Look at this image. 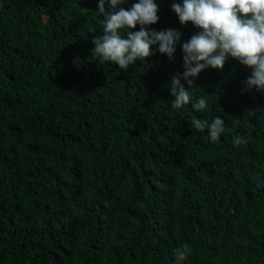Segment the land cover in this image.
Segmentation results:
<instances>
[{"label":"trees","instance_id":"obj_1","mask_svg":"<svg viewBox=\"0 0 264 264\" xmlns=\"http://www.w3.org/2000/svg\"><path fill=\"white\" fill-rule=\"evenodd\" d=\"M154 2L146 27L180 32L174 59L154 46L122 70L91 55L98 0H0V264H176L182 245L183 264H264V91L229 58L181 80L206 111L174 112L166 85L200 30L183 0ZM215 116L212 142L190 121Z\"/></svg>","mask_w":264,"mask_h":264},{"label":"clouds","instance_id":"obj_2","mask_svg":"<svg viewBox=\"0 0 264 264\" xmlns=\"http://www.w3.org/2000/svg\"><path fill=\"white\" fill-rule=\"evenodd\" d=\"M125 2L98 0L97 14L103 15V35L93 39L91 55L98 58L100 64L114 63L122 70L154 55V46L160 54L174 59L180 32L146 27L159 21L154 0H138L127 9L120 7ZM172 11L181 25L191 22L200 30L182 45L183 73L174 75L166 85L174 97L170 101L174 112L189 104L197 113L206 111L209 107L206 96L194 101L181 80L191 87L199 73L209 67L223 69L229 58L251 70L242 82L243 91H264V0H183L182 4L174 2ZM137 25L139 31H133ZM125 29L128 31L122 35ZM190 123L197 132L207 130L212 142L225 131L224 121L216 116L210 123L200 118H193ZM233 143L238 147L246 140L236 137ZM173 251L176 264H183L190 254L187 245Z\"/></svg>","mask_w":264,"mask_h":264},{"label":"rangeland","instance_id":"obj_3","mask_svg":"<svg viewBox=\"0 0 264 264\" xmlns=\"http://www.w3.org/2000/svg\"><path fill=\"white\" fill-rule=\"evenodd\" d=\"M93 10H96L95 8Z\"/></svg>","mask_w":264,"mask_h":264}]
</instances>
